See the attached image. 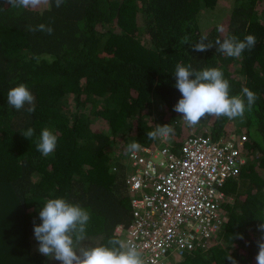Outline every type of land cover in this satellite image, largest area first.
<instances>
[{"label":"trees","instance_id":"16d2710c","mask_svg":"<svg viewBox=\"0 0 264 264\" xmlns=\"http://www.w3.org/2000/svg\"><path fill=\"white\" fill-rule=\"evenodd\" d=\"M220 2L64 0L59 8L16 9L0 0V264H61L38 252L33 235L40 208L52 198L90 213L83 246L119 239L116 225L131 218L127 146L153 143L147 133L156 125L174 129V150L189 128L212 139L229 134L227 117L190 127L173 110L181 98L174 87L178 63L219 68L230 94L248 87L258 99L236 118L247 131L248 160L223 186L231 197L222 204L226 221L208 247L167 264H256L264 222V0ZM208 18L212 25L204 27ZM42 23L51 35L29 30ZM248 34L256 44L240 58L181 43L184 36L195 44L201 36L214 42ZM21 83L35 98L30 115L7 104L8 90ZM29 127L35 132L28 140L20 132ZM45 127L58 138L47 157L36 149Z\"/></svg>","mask_w":264,"mask_h":264},{"label":"built area","instance_id":"2783aa9c","mask_svg":"<svg viewBox=\"0 0 264 264\" xmlns=\"http://www.w3.org/2000/svg\"><path fill=\"white\" fill-rule=\"evenodd\" d=\"M246 141L244 127L217 139L190 129L177 150L170 137H158L135 154L127 151L131 218L115 233L136 246L145 264H167L208 247L227 218L222 204L231 197L223 186L248 160Z\"/></svg>","mask_w":264,"mask_h":264},{"label":"clouds","instance_id":"9594fccd","mask_svg":"<svg viewBox=\"0 0 264 264\" xmlns=\"http://www.w3.org/2000/svg\"><path fill=\"white\" fill-rule=\"evenodd\" d=\"M6 3L16 9H35L42 4L51 6L53 3L59 8L64 0H6ZM29 30L45 32L48 35L53 33L52 27L43 23L30 27ZM218 31L223 32V27H219ZM181 43L189 44L197 52H205L215 47L216 52L227 57L240 58L246 49L250 51L254 48L256 37L248 34L241 40L233 35L225 37L222 41L217 39L213 42L208 41L206 36H201L197 43L190 44L188 36H184ZM35 59L39 62L38 57ZM174 76V87L181 93V98L173 106V110L181 114L185 124L190 127L196 126L209 116L227 117L229 120L243 119L246 109L251 111L258 99L257 94L248 87L242 88L240 94H230V83L219 68L195 70L190 64L185 66L178 63ZM7 104L16 110L24 109L29 115L36 110L35 98L23 83L8 90ZM34 132L35 130L29 127L20 134L29 140L34 136ZM173 134L174 129L170 124H164L156 125L153 131L147 133V137L151 140H156L158 137L166 139ZM57 139L53 131L47 127L43 128L36 142L37 151L44 157L49 156L57 147ZM140 147L138 142L133 141L127 146V151L135 154ZM38 216L41 223L33 222V235L38 242V252L45 257L59 261L61 264H145L136 246L121 240L115 229L114 233L119 239H110L107 245L83 246L90 213L65 198L48 199L40 208ZM258 228L261 236L256 241L258 252L255 262L264 264V222L261 221ZM238 238L243 237L241 235ZM184 256L172 261H178Z\"/></svg>","mask_w":264,"mask_h":264},{"label":"rangeland","instance_id":"374dc122","mask_svg":"<svg viewBox=\"0 0 264 264\" xmlns=\"http://www.w3.org/2000/svg\"><path fill=\"white\" fill-rule=\"evenodd\" d=\"M224 2V3H223ZM223 2H220V3H223V4H226L228 5V0H223ZM205 16V15H204ZM211 18V17H210ZM210 18L208 19H205L203 21H205L206 23L203 24L204 27H211L212 24H209L208 22H211ZM241 122L236 119V120H232L228 123V130H227V133H234V132H237L239 130V128L241 127ZM173 258H171L172 260Z\"/></svg>","mask_w":264,"mask_h":264}]
</instances>
